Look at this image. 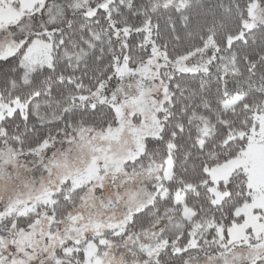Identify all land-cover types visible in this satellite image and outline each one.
Returning a JSON list of instances; mask_svg holds the SVG:
<instances>
[{
  "label": "snow or ice",
  "instance_id": "obj_1",
  "mask_svg": "<svg viewBox=\"0 0 264 264\" xmlns=\"http://www.w3.org/2000/svg\"><path fill=\"white\" fill-rule=\"evenodd\" d=\"M0 264H264V0H0Z\"/></svg>",
  "mask_w": 264,
  "mask_h": 264
}]
</instances>
